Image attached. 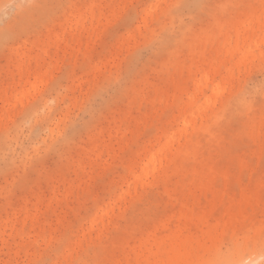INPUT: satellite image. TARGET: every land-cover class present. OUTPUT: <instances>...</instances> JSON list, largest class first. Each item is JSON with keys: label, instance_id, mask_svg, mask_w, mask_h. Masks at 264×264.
Returning <instances> with one entry per match:
<instances>
[{"label": "rangeland", "instance_id": "obj_1", "mask_svg": "<svg viewBox=\"0 0 264 264\" xmlns=\"http://www.w3.org/2000/svg\"><path fill=\"white\" fill-rule=\"evenodd\" d=\"M224 263L264 264V0H0V264Z\"/></svg>", "mask_w": 264, "mask_h": 264}, {"label": "bare ground", "instance_id": "obj_2", "mask_svg": "<svg viewBox=\"0 0 264 264\" xmlns=\"http://www.w3.org/2000/svg\"><path fill=\"white\" fill-rule=\"evenodd\" d=\"M155 158H156V153H153L150 159L148 160L147 164L153 163L155 161ZM224 264H229V263H224Z\"/></svg>", "mask_w": 264, "mask_h": 264}]
</instances>
